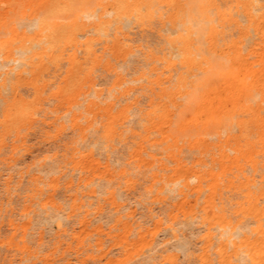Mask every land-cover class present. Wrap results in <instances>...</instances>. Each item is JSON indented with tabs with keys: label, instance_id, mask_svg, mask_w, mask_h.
Wrapping results in <instances>:
<instances>
[{
	"label": "bare ground",
	"instance_id": "6f19581e",
	"mask_svg": "<svg viewBox=\"0 0 264 264\" xmlns=\"http://www.w3.org/2000/svg\"><path fill=\"white\" fill-rule=\"evenodd\" d=\"M53 5H57V6L67 5L68 7L57 8L54 11L51 7ZM24 20H28V21L24 22ZM155 23L159 24L161 27H164L166 24H168L171 30H168V29L167 30L169 32L171 31V33H175L176 36L174 39H170V38L163 39L168 45V47L166 48L167 51L165 50V48H161L157 55L153 53H149V52H148L149 54L146 53L147 55L151 57L149 63H151L152 66L150 65L151 68L149 66L148 68L149 72H142L141 74H138L140 75L139 78L137 79L135 78L136 80H139V79L145 80L146 84H142L140 88L149 89L152 93H154L155 88L158 89V92L154 93L156 96L155 98L158 99V102L155 103L153 99H151L150 104H149L150 109L146 111L142 117V119L145 120L146 123L148 124L147 129L157 130L163 138H166V137L173 138V136H175L176 133H177L176 135H180V136L186 135L189 138L195 137V140H193L194 141L193 143H192V140H189V143H191V146L193 147H198V146L204 147L205 143H207L206 141L207 138L205 139L206 135L217 136L218 143L215 144V147L219 148L218 162L221 164L222 173L233 168V166L232 167L227 166L226 165L227 163L233 164V163H237L240 160L245 161L251 168L249 170H252L251 176H246L243 173V169H239V166H235V169L237 170L238 174H233L234 180L229 181V186L236 188L235 190L238 191L239 200L234 203L235 208L231 212H227V210L222 205V201H219L220 207L215 202L217 188H219V185H218L219 181L216 178L215 174L211 170L210 171H200L199 169L191 170L188 172L189 174H185L184 170H181L180 164L177 163V161L174 159L177 165L172 168L173 174L172 176L167 177V181L165 184V186L167 187L170 184L173 185V187L168 189V191H171V193L174 192L176 189V186H179V184L181 183L182 188L179 189L178 195H182L184 189L191 188L189 183H192L194 181H197V184L194 186V189L196 190L197 193H200L202 191L201 185L205 177L204 175L210 176V178H212V183L208 185V190L210 193L205 197L203 201V205L199 209L201 214L198 216L197 212L191 210L190 212L185 213L183 223H182L184 224V226L187 227V229H193L194 226H196L197 224H200V226L204 228L205 230V233L202 236H200L198 240L202 245L200 247V254L198 256V260L200 261V264H264V0H0V68L1 69L2 68L5 69V67L7 68L6 72H4L5 78L3 82L0 83V87H5V85L7 86V84H10V89L13 93V101L9 105V108L7 110V113L5 114L4 120L2 122L0 121V128H2V132H6V133L10 131H18L20 127H23L27 123H31L32 121L36 119L35 116L39 112L38 105L41 100V97H40L41 92L36 90L33 100L21 98L22 96L19 97L17 93V88L20 86V84L23 81H32L34 89L36 88L35 84L40 81L42 82L41 84L45 86L48 84L47 81L44 80L46 70L49 69L50 67L55 68L57 70L59 69L60 65L66 64L67 65L66 70L65 68L62 69V70H65L62 80L60 81V83L58 82L57 86L55 85V87L57 88L56 91L54 93L52 92L53 94L51 93L50 94L53 95L54 97H59L61 94L67 95L68 93H70V91L78 90L76 88L80 86H84V78L86 76L87 77L92 76L91 72H92L93 67L95 68L96 65L98 64L100 65L99 62H101L100 60H101L102 55L101 53H99L100 48L98 46H102L101 48L103 52H107V50H110L115 47H117L118 49L122 51L125 49L129 51L131 45L127 44L126 42L129 40L130 33L134 34L132 31L135 29H137V32L138 30L142 32L150 31L152 30V26ZM140 38L141 37H139V39ZM142 40L140 41L142 42ZM146 41H147V38H146ZM133 43L134 42L131 41V44ZM149 45L151 44L149 43ZM139 46L141 45H138V47ZM135 48L136 46H134V49ZM131 49H133V47ZM113 54H112V57H114ZM140 54H143V52ZM109 55L110 54H108V57ZM108 57H107V60L109 59ZM125 58H126V55L124 59H121V61L122 60L124 61ZM129 60L130 59H128V61ZM108 63L106 67H108ZM112 64H115V63H112ZM156 64L160 65L162 69L158 70ZM104 65L102 66L106 68ZM112 67H114V65H112L110 68ZM108 68H107L108 71L112 70V69L109 70ZM122 68H124V66H122L121 64L120 70H122ZM131 69L132 68H130V70ZM134 69L137 70V68H134ZM104 70L105 69H103V71ZM165 71L168 73V76L161 79L160 75H163ZM153 73L156 75L157 74H160V75H157L156 78L151 79L150 76L151 74L153 75ZM112 77L114 78L113 75ZM119 78L122 79L123 77L122 78L119 77ZM85 79H86L85 81H88L87 78ZM56 81L58 80L56 79ZM112 82H114V80ZM112 82H111V85H116L119 82L122 83V81H119L116 84H112ZM141 82H144V81H141ZM166 82L169 83L168 86H164V83ZM131 87H130V92H131ZM102 90L103 88L100 90V92ZM109 90L110 88L107 91L109 92ZM121 90L116 89V91L118 92H123V90L122 91ZM100 92L99 94L102 95V92L101 93ZM113 92L115 93V90ZM103 93H106V92H103ZM126 93L127 92L125 90V92H123L121 97L125 96ZM131 93L134 94V92H131ZM82 94L84 95V92ZM51 95L47 94V96H49V99H51ZM88 96H90V93ZM72 98H74V96H71V101H72ZM140 99H142V97ZM176 99H182L184 100V103H177ZM136 100L135 102H137L139 99L137 101ZM114 101L115 100L113 101L111 100V102H114ZM128 102L129 100L127 101V103ZM88 103H90V105H97L94 102L88 101ZM125 105L126 106L122 110H120L122 106L118 109L121 112L118 111L117 109L116 110L117 112L120 113L119 117H121L122 123L126 122L128 124L130 119L127 113L129 109L133 108L131 106H134V102L131 101V103L125 104ZM181 106H184V109L179 110ZM170 107L179 111L177 113L178 115L175 121H173V115L176 110L170 109ZM74 115L76 114H73V116ZM113 117L108 116V122L106 123L104 127L103 133H104V138L106 142L111 140L114 134H116L114 133V128L112 125ZM52 118L53 117H51V119ZM64 119L66 120L67 118L64 117ZM74 120H77V119H74ZM133 121H134V118H133ZM55 122H52V123L55 124ZM36 124L35 126H37ZM73 124L75 125L77 124V122ZM134 125H135V121H134ZM173 125L175 127L174 129H172ZM37 128L38 127H36V129ZM43 129H47V128H43ZM30 131H33V129ZM121 134L122 132L118 133L119 138L121 137ZM2 135L3 134L0 132V141H1ZM85 141L86 140H84V143ZM98 143L99 142L93 145H95L96 147ZM83 145L87 146L86 144H83ZM90 145L93 148V145L92 144ZM114 145H116V143ZM109 146L110 145H105V146L99 147L98 149H101L103 153L106 155L109 152V149H107ZM95 147L93 149H97ZM227 149H229L231 153L234 152V155L230 156L227 152ZM101 152H100V155L102 154ZM94 154L95 152L93 153V155ZM109 154L111 155V153ZM133 154L134 153L132 152L130 155H133ZM82 155H84V153ZM100 155H99V158H100ZM120 156L118 155L117 158H119ZM149 156L153 158V155L149 154ZM72 159L74 160V158ZM72 159L70 160L72 161ZM87 159L89 160V157ZM82 160L83 159H81V161ZM142 160L143 159H141V161ZM6 161L9 162V160H6ZM115 162L113 163L116 164ZM108 163L111 164L110 162ZM77 165H80V164L77 163ZM74 166H75V162H74ZM114 166L117 167V164ZM132 166L134 165L132 164L131 167ZM122 168H125V167H122ZM162 168L167 170V165L162 164ZM188 170H190V168ZM132 171H134V169ZM244 172L246 173V170ZM122 173L124 174V172ZM7 176L9 175L7 174ZM45 176H44V179L47 178V176L46 177ZM65 177L63 178L62 176L61 180L65 179ZM152 177H153L152 183L158 181L155 174H153ZM240 177H242V179ZM107 179L109 180V178ZM49 180H50V177H49ZM101 180H104V177H100V181ZM235 181L238 182L236 185L234 184ZM93 182L95 181H92V180L84 181L80 177L79 183L77 187L75 188V193L73 195H70V197L72 198V203L70 205V212H66L67 211L65 210L66 204L63 203L62 199H61L62 202H60L61 204L58 203L59 201H56V200L53 201V199L51 198L49 200L42 201L41 196L43 195L41 194L43 193V190L45 191V187L42 190V188L38 187V185L35 184L32 191H33L34 197L37 199L31 204L37 205V213L35 216L36 220L35 222H33L32 221L33 217L28 218L26 220L27 222L21 227L22 234H21V238L19 241L23 244L22 249L29 251V248H30L27 246L28 243L25 244L26 243L25 237L28 234L27 230L31 229L30 223H32V225L34 224V227H36L37 229L38 228H41V229L48 228L47 230L53 232L55 236L66 235L67 229H68V227L67 229L65 227L66 223L70 220V217L73 214H75V210L78 211L82 206H85L84 202L81 201V197L83 196L87 198L90 197L91 199V197L97 198L100 195L103 196V193H107L109 195V198L111 199V204H113L115 207H119V211L121 210V208L124 209V207H126L125 203L121 204L118 202V200L121 201L123 190H120L119 192V190L116 191L117 190L116 188L115 191H112V190L105 191L103 183L101 184L98 181L99 184L97 185L96 183L95 185V183ZM132 182L133 181L130 178H126L125 180L126 188L125 189H127V187L130 184H132ZM5 183L7 184L8 182H5ZM66 184L67 185L65 188L70 189L72 186V180H69ZM80 187L85 189L86 192L80 191L79 190ZM150 188L151 187H149V189ZM164 188H165L164 186H161L159 188V192H161ZM53 192H54V189H53ZM164 192L165 194H167L166 189L165 191L163 190L162 194ZM171 193L168 194V196L169 195L171 196ZM175 196L177 195H175L174 193V197L172 196L173 199L176 198ZM13 199L14 198H12V200ZM128 201H130V199H128L127 202ZM90 204L91 203H89V205ZM19 205H17V207ZM12 206H15V205H12ZM20 208L22 209V207ZM155 209H158V208H155ZM31 211L32 210L23 211L22 212L23 219H24V216H29L28 214H30ZM85 212H86V215L89 214V211L86 210ZM148 212L147 214H149V218L153 219V216L151 214L152 212L151 209L148 210ZM105 215H103L104 218H105ZM121 217L120 216L117 217L116 221L119 222ZM109 219H111V217ZM247 219H253L254 223L256 224L255 228L250 229L251 234L254 235V237H252V235L249 234L247 221L245 224V220ZM170 220H172V223L167 224L164 227H163V222L161 219H157L154 221V229L151 232V243H149L148 245V252H153L155 246H157L155 245L156 238L154 240V237H157V239L161 237V236L159 237L156 236V234L159 232V230L161 231V229H164L166 233H168V235L171 236V238H174V239L177 238L178 233H177L176 227L178 225H175L174 227L173 218H170ZM69 222H72V221H69ZM83 222L81 223L83 224ZM69 224L67 223L68 226ZM143 224H145V221ZM74 225L76 226L75 222H74ZM1 228L3 229V227ZM14 228L16 229V227ZM177 228L179 229L180 227L178 226ZM184 228L185 227H183V229ZM187 229L185 228L184 231ZM44 230L43 232H45ZM164 230L162 232L165 233ZM49 231H47V233ZM194 231L191 232L190 234L191 237L193 236L196 237ZM103 233H105V230ZM130 233H132V231ZM196 234H197V230H196ZM186 235L188 234L186 233ZM38 236H39L38 237L39 244H41L43 240L41 231H39ZM45 236H46V233H45ZM48 237H49V233H48ZM139 237H141L140 232H139ZM165 237L166 236H164V238ZM13 240L12 238H9L6 241L2 242V244L13 243ZM67 240H68V237H67ZM157 241H156V244H157ZM50 242L51 241H49V243ZM177 243H178L177 247L180 246L182 249V251L179 249L184 255L183 256L181 254L182 258L189 257L192 254L190 251L191 248L190 249L188 248V245H189L188 241L181 240ZM14 245H15V248H17V243H14ZM30 245L32 246L33 243L31 242ZM164 245H166V243H164ZM167 245H169L172 249L174 248L170 244H167ZM44 246L42 249H44ZM170 247L169 249H171ZM179 250H176V252ZM19 253L20 252H18L17 255H19ZM152 254L153 253H150L149 255H152ZM29 256H32V255H29ZM33 256H36V255L34 254ZM139 257L141 258V255ZM42 259L43 258H41V260ZM157 259L159 260V258ZM24 260L22 262H26L27 259L25 261ZM46 260H48V257ZM5 261L6 260H4V262ZM27 262L29 261L27 260ZM166 262L168 264H174V260L171 258H168Z\"/></svg>",
	"mask_w": 264,
	"mask_h": 264
},
{
	"label": "rangeland",
	"instance_id": "374dc122",
	"mask_svg": "<svg viewBox=\"0 0 264 264\" xmlns=\"http://www.w3.org/2000/svg\"><path fill=\"white\" fill-rule=\"evenodd\" d=\"M27 21L28 20H24V22H27ZM158 28H159V30H158ZM167 29L171 30L170 26L168 24H166L164 27H161L159 24L155 23L152 26V30H150V31H143L142 32V31L138 30V32H137V29L133 30L132 32L134 34L130 33L129 40L126 42L127 44H129L131 46L133 45L132 46L133 49H131L132 47L130 46L131 52H130V50L128 51L127 49L122 51V50L118 49L117 47L112 48L110 50H107V52H103L102 48H101L102 46H98L100 48L99 53H101V55L103 57V58L101 57V60H100L101 62H99L100 65L98 64L95 66V68L93 67L92 72H91L92 76H88L89 78L87 76L85 77L88 79V81H85L86 79L84 78V86H80L81 88L80 87L76 88L78 90L70 91V93L73 92L74 94L73 93L72 94L68 93L67 95L61 94L60 96H62V97H60V96L54 97L53 95H51L57 89L55 87V85L57 86L58 82L60 83V81L62 80V78L64 76V72L67 68L66 64H64L65 66L63 64L60 65L59 69H57V70L55 68H52V67H50L49 69L46 70L44 80H46L48 84L50 83L49 85L47 84V85L43 86V84H41L42 82L40 81V82H37L35 84L36 88L34 89L32 81H23L20 84V86L17 88L18 96L19 97L22 96L21 98L28 99V100H33L34 99L33 97L35 95V91L38 90L39 92H41V94H40L41 100H40L39 105H38L39 106V112L37 114L38 116L37 115L35 116L36 119L34 121H32L31 123H27L23 127H20L18 129V131H10V132L6 133V132H2V128H0V132L3 134L1 137V141H0V146L2 145L0 147V181L1 180L4 181V182H2V181L0 182V187H1L0 188V192H1L0 193V229H1L0 230V232H1L0 233V264H2L4 262V260H6V261L3 264H26V263L37 264V262H38V264H40V263L41 264H70V263L71 264H138V263L139 264H168L166 262V260L168 258L173 259L174 264H181V263L182 264H200V261L198 260V256L200 254V247L202 245L198 240H199V237L205 233V230H204V228H202L200 226V224H197L196 226H194L193 229H187V227L184 226V224H182V223H183L185 213H188L191 210L197 212L198 216L201 214L199 209L203 205V201H204L205 197L210 193L208 190V185H210L212 183V178H210V176L204 175L205 177H204V180H203L202 185H201V189H202L201 192L202 193L196 192V190L194 189V186L197 184V181H194L192 183H189V185L191 187L190 189H184L183 194L178 195L179 189L182 188L181 183L179 184V186H176V189L174 188L175 191L173 190L174 192L171 193V191H168V189L173 187V185L170 184L168 187L165 186L166 181H167V177L172 176V174H173L172 168L175 167L177 165V163L180 164L181 170H184L185 174H189L188 173L189 171L196 170V169H199L200 171H210L211 170L215 174L216 178L219 181V183H218L219 188H217L215 202L220 207L219 201H222V205L227 210V212H231L235 208L234 203L239 200V194H238V191L235 190L236 188L229 186V181L234 180L233 174H238L237 170L235 169V166H239V169H243V173L246 176H251L252 170H249L251 168L245 161L240 160L237 163H233V164L227 163L226 164L227 166H231V167L233 166V168H231L232 170L230 169V170H227L224 173H222L221 172V164L218 162L219 148L215 147V144L218 143L217 136L206 135L205 139L207 138L206 139L207 143H205L204 147H202V146L193 147V146H191V143H189V140H192V143H193L194 142L193 140H195V137L189 138L186 135H184L185 136L184 137V136L176 135L177 134L176 133L175 136H173V138H171V137L163 138L157 130H154V129L148 130L147 129L148 124L146 123L145 120L142 119V117H143L144 113L150 109L149 104H150L151 99H153V101L155 103L158 102V99L155 98L156 96L154 94V93L158 92V89L155 88L154 93H152L149 89L140 88V86L142 84H146V82H145V80H142V79H139V80H136V79L139 78V76H140L138 74H141L142 72H149L148 68L151 65V63H149L151 57L147 54L153 53V54L157 55L161 48H165V50L167 51L166 48L168 47V45L163 39L164 38L174 39L176 36L175 33H171V31L169 32ZM157 31H158V33H157ZM148 35H150V36H148ZM138 36L141 38L139 39ZM155 36H156V38H155ZM146 38H147V41H146ZM136 39H138V40H136ZM140 40H142V42H144V43H142ZM131 41L134 43L131 44ZM149 43L151 45H149ZM138 45H141V46L138 47ZM134 46H136L135 49H134ZM117 49H118V51H117ZM111 50H113V51H111ZM133 50H135V51H133ZM109 51H110V53H109ZM127 51H128V53H127ZM142 52H143V54H140ZM107 53L110 54L109 57H108ZM120 53H121V55H120ZM135 53H136V55H135ZM112 54L114 55V57H112ZM125 55H126L125 60L121 61V59H124ZM132 55H133V57H132ZM142 55H143V57H142ZM107 57L109 58L108 60H107ZM118 57H120V58H118ZM115 58H117V59H115ZM114 59H115V61H114ZM128 59H130V60L128 61ZM116 60H118V61H116ZM111 62L115 63V64H112ZM119 62H120V64H119ZM107 63H108V67H109V65H110V67L112 65H114V67H112V68L106 67ZM121 64H122V66H124V68H122V70H120ZM123 64H125V65H123ZM102 65H104L106 68H104ZM156 65H157L158 70L162 69V67L160 65H158V64H156ZM98 66H100V67H98ZM116 66L117 67L119 66V67L117 68ZM151 66H150V68H151ZM158 66H160V67H158ZM63 68H65V70H62ZM107 68L109 70L110 69H112V70L108 71ZM130 68H132V69L130 70ZM134 68H137V70ZM103 69H105L106 71L104 70L105 71L104 72ZM6 70H7L6 67H5V69L0 68V83H2L4 78H5L4 72H6ZM107 72H109V73H107ZM130 73H132L133 75L135 73V75L133 76ZM158 73H160V72H158ZM128 74H130V75H128ZM112 75L114 76V78L112 77ZM122 75H124V76H122ZM157 75H160V74H157ZM157 75L153 73V75L151 74L150 78L154 79V78H156ZM166 76H168V73L165 71L163 75H160V78L163 79ZM104 77H105V79H104ZM111 77L114 80V82H112L113 80L111 79ZM119 77H121V78L123 77V78L120 79ZM55 78L58 81H56ZM118 80L122 81V83L119 82ZM141 81H144V82H141ZM111 82H112V84H116L118 82L119 83L116 85H111ZM92 83L93 84L95 83V84L93 85ZM86 84H88V85H86ZM61 85H63V84H61ZM168 85H169V83H167V82L164 83V86H168ZM41 86L43 89L41 88ZM100 86L103 88V90L101 91L103 96L101 94H99L100 90L102 89ZM131 86L133 87V89ZM88 87H90V88H88ZM130 87H131V92H134V94H132L130 92ZM134 87H136V88H134ZM86 88H88V89H86ZM109 88H110V90L108 92L107 90ZM116 89L117 90L122 89L123 92H125V90H126L127 93L125 94V96L121 97L123 92H118V91H116ZM114 90H115V93L113 92ZM76 91L77 92L79 91V92L77 93ZM86 91H88V92H86ZM83 92H84V95L82 94ZM103 92H106V93H103ZM116 92H118V93H116ZM89 93H90L91 97L88 96ZM119 93H121V94H119ZM47 94L51 95V99H49V96H47ZM71 96H74V98H72V101H71ZM114 96L116 99L114 98ZM139 97L140 98L142 97V99H140ZM107 98H109V99H107ZM105 99H107V100H105ZM136 99L137 100L139 99V100L137 101ZM90 100H92V101H90ZM111 100L112 101L115 100L116 102L115 101L114 102L116 104L114 102H111ZM128 100H129V102L127 103ZM135 100L137 102H135ZM0 101H1L0 102V121L2 122L4 120L5 114L7 113L9 105L13 101V93L10 89V84H7V86L5 85V87H0ZM88 101L94 102L97 105H90V103H88ZM131 101L134 102V106H131L133 108L129 109V111L127 113L129 115L128 117H129L131 122L129 121L128 124L126 122L122 123L121 117H119L120 113L117 112V110L121 106L122 107L120 108V110H122L126 106L125 104H129V103H131ZM176 102L177 103H184V100L176 99ZM51 103H52V105H51ZM100 103H101V105H100ZM53 104H54V106H53ZM110 104H112V105H110ZM136 104H137V106H136ZM170 109H174V108L170 107ZM181 109H184V106H181L179 108V110H181ZM52 110H53V112L54 111L55 112L53 113ZM64 110H65V112H64ZM120 110H118V111H120ZM174 110H176V109H174ZM115 112H117L118 115ZM178 112H179L178 110L175 111V113L173 115V121L176 120ZM136 113H137V115H136ZM73 114H76V115L73 116ZM51 115H53V116H51ZM71 116H73V117H71ZM108 116H112V117L114 116L115 117V118L113 117V124L112 125L114 128V133H116V134H114V136L111 140L106 142L103 132H104V127H105L106 123L108 122ZM51 117H53L56 122L53 120V118L51 119ZM55 117H57V118H55ZM61 117L63 120L61 119ZM64 117L67 119L65 120ZM49 118L52 120V122H55V124L52 123ZM73 118L77 119V120H74ZM133 118L135 121V125H134ZM47 121H48V123H47ZM132 121H133V123H132ZM76 122L78 125L73 124ZM93 123H94V125H93ZM35 124L37 126H35ZM36 127H38V128L36 129ZM77 127H78V129H77ZM137 127H138V129H137ZM31 128L33 129V131H30V130H32ZM43 128H47V129H43ZM174 128L175 127L173 125L172 129H174ZM120 132H122L121 137H120L121 140L118 137V133H120ZM43 134H45V135H43ZM92 136H93V138H92ZM76 137H77V139H76ZM183 138H185V139H183ZM29 139H30V141H29ZM57 139L59 142L57 141ZM102 139H103V141H102ZM84 140H86L85 143H84ZM114 140H115V142H114ZM2 142H4V143H2ZM97 142H99L97 144L98 147H97V145L95 147V145H93V144H95ZM111 142H113V143H111ZM20 143H21V145H20ZM115 143H116V145H114ZM83 144H86L87 146H85ZM90 144L93 145V148L95 147L97 149H93ZM105 145H110L107 148V149H109V152L106 155L103 153V151L101 149H98L99 147H102ZM186 145H188V146H186ZM22 146H24V147H22ZM69 146H71V147H69ZM85 147H87V148H85ZM214 149L216 152L214 151ZM113 150H114V152H113ZM93 151L95 152L94 155H93V153H94ZM229 151L230 150L227 149L228 154L230 156H233L234 152L231 153V151L230 152ZM85 152H87V153H85ZM96 152H97V154H96ZM100 152L102 153L101 155H100ZM132 152L134 154L130 155ZM61 153H62V155H61ZM83 153H84V155H82ZM109 153H111V155ZM138 153H139V155H138ZM149 154L153 155V158H151L149 156ZM188 154H190V155H188ZM99 155H100V158H99ZM118 155L119 156L121 155V156L119 158H117ZM87 156L89 157V160L91 158L90 161L87 159L88 158ZM101 157H103V158H101ZM114 157H115V159H114ZM72 158H74V160ZM120 158H122V159H120ZM163 158H164V160H163ZM70 159H72V161ZM81 159H83V160L81 161ZM84 159H86L87 161ZM116 159H118V160H116ZM141 159H143L144 161L143 160L141 161ZM174 159L177 161V163L174 161ZM6 160H9V162ZM77 160H78V162H77ZM79 161H81V162H79ZM74 162H75V166H74ZM108 162H110L111 164H109ZM113 162H115L117 164V167L114 166L116 164H114ZM77 163L80 165H77ZM105 163H107V164H105ZM132 164L135 167L134 166L131 167ZM162 164L167 165V170L162 168ZM183 164H185V165H183ZM122 167H125V168H122ZM62 168H63V170H62ZM189 168H190V170H188ZM67 169H69V170H67ZM128 169H130L131 171ZM133 169L135 172L132 171ZM39 170H41V171H39ZM245 170H246V173L244 172ZM74 171L76 172V174ZM41 172H42V174H41ZM68 172H69V174H68ZM122 172H124V174ZM169 172H171V173H169ZM73 173H74V175H73ZM7 174L9 176H7ZM47 174L50 176H48ZM153 174H155L156 178L158 179V181H156L154 183H152ZM41 175H43V176H41ZM45 175L47 176V178H45L46 180L44 179ZM32 176H34V177H32ZM62 176H63V178L66 176L65 179L61 180ZM75 176H76V178H75ZM8 177H9V179H8ZM49 177H50V180H49ZM67 177H69V178H67ZM80 177L84 181H89V180L95 181V182H93V183H95V185H96V183L98 185L99 182L101 184L103 183L105 191H107V190L108 191H110V190L115 191L116 188H117L116 191L119 190V192H120V190H123L124 194L122 193V198H121L122 202L118 199L117 200L121 204L125 203V205H126V207H124L125 210L123 208H121V210L119 211V207H115L113 204H111V199L109 198V195L107 193H103V196L100 195L97 198L91 197V199H90V197L87 198V197L83 196L85 199L83 197H81V201L84 202L85 206H82L78 211L75 210V214H73L72 215L73 217L71 216L70 220H69L72 222H69V221L67 222L68 224L70 223L69 226L66 223V226H65L66 229L68 227L66 235L55 236V234L53 232L47 230L48 228H42V229L38 228L37 229L36 227H34V224L32 225V223H30L31 229L27 230L28 234L25 237V240H26L25 244L28 243L27 246L30 247L29 248L30 252L32 249L33 250L31 253L29 251L23 250L22 249L23 244L19 241L21 238V234H22L21 233V227L27 222L26 220L28 218L33 217V219H32L33 222H35V220H36L35 216L37 213V205L31 204L34 201H36V199H37L34 197V194L32 191L35 184H37L38 187L42 188V190L45 187V191L43 190V193L41 194V195H43V196H41L42 201L49 200L50 198L53 199V201H55V200L59 201L58 203L63 201V203L66 204L65 205V208H66L65 210H67L66 212H70V205L72 203V198L70 197V195H73L75 193V188L77 187V185L79 183ZM100 177H104V180L100 181ZM107 178H109V180ZM126 178H130L133 181L132 184H130L127 187V189H125L126 188V184H125ZM240 178L242 179V177H240ZM69 180H72V186L70 189H66L65 188L67 185L66 183ZM27 181H28V183H27ZM5 182H8V183L6 184ZM3 183H5V184H3ZM237 183H238L237 181L234 182L235 185ZM14 184H15V186H14ZM42 185H44V186H42ZM161 186L165 187L163 190L165 191V189H166L167 194H165V192L162 194L163 190L161 192H159V188ZM149 187H151V188L149 189ZM81 188L82 187L79 188L80 191L86 192L85 189H83V188L81 189ZM53 189H54V192H53ZM60 189H61V191H60ZM167 191L171 193V196L169 195L170 197L168 196V194H170V193H168ZM59 192H61V193H59ZM174 193H175V195H177V196H175L176 197L175 199H173ZM117 194H118V192H117ZM13 195H15L16 197ZM23 195H25V196H23ZM55 196H56V198H55ZM11 197L14 199L12 200ZM61 199H62V201H61ZM123 199H125V200H123ZM128 199H130V201L127 202ZM155 202H156V204H155ZM89 203H91V204L89 205ZM128 203H130V204H128ZM29 204H30V206H29ZM64 204H62V205H64ZM161 204H162V206H161ZM12 205H15V206H12ZM17 205H19V206L17 207ZM153 206H154V208H153ZM20 207H22V209ZM159 207H160V209H159ZM155 208H158V209H155ZM150 209L152 211L151 214L153 216V219H150L149 214H147L148 210H150ZM27 210H32V211L30 212V214H28L29 216H24V219L26 217V219L24 220L22 212L27 211ZM86 210L89 211V214H87V215L85 212ZM98 214L99 215L102 214V215L99 216ZM105 214H107V215H105ZM103 215H105V218L107 216V218L105 219ZM127 215H129V216H127ZM17 216H19L20 218ZM108 216H110L111 219H109L110 217H108ZM119 216L120 217L122 216L121 217L122 221L120 219V221L118 222V221H116V219ZM1 217H3V218H1ZM132 217H133V219H132ZM134 217H135L136 221H135ZM154 217H155V219H154ZM95 218H97V219H95ZM128 218H130V219H128ZM170 218H173V220H174L173 221L174 227H175V225H178L180 228L182 227L181 229L180 228L178 229L177 228L178 226L176 227L177 233H178L177 234L178 239L177 238H175V239L171 238V236L168 235V233H166V231L164 229H161V231L159 230V232L156 234V236H158V237L161 236L162 238L159 237L157 239V237H154V240H155V238H156V241L158 240L157 244L155 241V245H157V246H155L153 252H148V245H149V243H151V232L154 229V221L157 219H161L163 222V227H164L167 224L172 223V220H170ZM163 219H165V220H163ZM97 220H99V221H97ZM107 221H109L110 223ZM144 221H145V224H143ZM198 221H199V219H198ZM246 221L248 224L249 234L252 235L250 229L255 228L256 224L254 223L253 219L245 220V224H246ZM74 222H75L76 226L74 225ZM81 222H83V224ZM126 222H127V224H126ZM101 223H103V224H101ZM146 223H148V224H146ZM104 225H106V226H104ZM1 227H3V229ZM14 227H16V229ZM86 227H88V228H86ZM183 227H185L187 230L184 231L185 228L183 229ZM44 229H46V230H44ZM194 229H195V231H194ZM43 230L45 232H43ZM74 230H75V232H74ZM104 230H105L106 234L103 233ZM124 230H125V232H124ZM163 230L165 231L166 234L164 232H162ZM196 230H197V234H196ZM39 231H41L42 239H43L41 244H39V241H38ZM47 231H49L48 232L49 237H48ZM131 231H132V233H130ZM193 231H194L196 237L190 236L191 232H193ZM139 232L141 234V237H139ZM7 233H8V235H7ZM45 233H46V236H45ZM186 233L188 235H186ZM34 234H35V236H34ZM116 234H117V236H116ZM158 234H160V235H158ZM28 235H30V236H28ZM98 235L99 236L101 235V236L99 237ZM164 236H166V237L164 238ZM179 236H180V238H179ZM186 236H188V237H186ZM27 237H28V239H27ZM67 237H68V240H67ZM252 237H254V235H252ZM9 238H12V240L14 238L13 243L2 244V242L6 241ZM44 239H46V240H44ZM112 239H114V240H112ZM180 239L182 241H184V240L188 241L189 242L188 248L193 249V250L190 249L192 254L189 257H184V258L181 257L182 249L180 246L177 247L178 246L177 242L181 241ZM27 240H28V242H27ZM49 241H51V242L49 243ZM31 242L33 243V245L35 244L34 246L32 245L34 248L30 245ZM34 242H36V243H34ZM14 243H17V248H15ZM164 243H166V245H164ZM167 244H170L174 248L172 249ZM196 244H198V245H196ZM43 246H44V249H42ZM89 246H91V247H89ZM38 247H40V248H38ZM136 247H137V249H136ZM169 247L172 250L169 249ZM167 248L170 250V252ZM90 249H91V251H90ZM108 249H110V250H108ZM34 250L36 251V253ZM64 250H65V252H64ZM176 250H179V251H177L178 253L176 252ZM67 251H69V252H67ZM2 252H3V254H2ZM18 252H20L19 255H17ZM45 253H47V254H45ZM110 253H111V255H110ZM150 253H153L154 255L153 254L149 255ZM23 254H24V256H23ZM34 254L36 256H33ZM29 255H32L33 257L29 256ZM140 255H141V258L139 257ZM46 256L48 257V260H46L47 259ZM23 257L25 258V260L27 259L29 262H27V260H26V262H22L24 260ZM41 258H43V259L41 260ZM152 258L155 260H153ZM157 258H159V260ZM182 259H183V261H182ZM147 261H149V262H147Z\"/></svg>",
	"mask_w": 264,
	"mask_h": 264
},
{
	"label": "snow or ice",
	"instance_id": "6c2138e0",
	"mask_svg": "<svg viewBox=\"0 0 264 264\" xmlns=\"http://www.w3.org/2000/svg\"><path fill=\"white\" fill-rule=\"evenodd\" d=\"M52 7V9L55 11V9H57V8H63V7H68L67 5H63V6H57V5H53V6H51Z\"/></svg>",
	"mask_w": 264,
	"mask_h": 264
}]
</instances>
